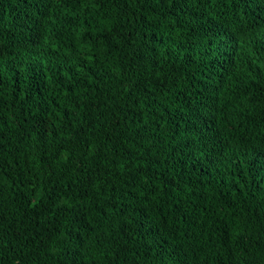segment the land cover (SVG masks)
Returning a JSON list of instances; mask_svg holds the SVG:
<instances>
[{
	"label": "trees",
	"instance_id": "1",
	"mask_svg": "<svg viewBox=\"0 0 264 264\" xmlns=\"http://www.w3.org/2000/svg\"><path fill=\"white\" fill-rule=\"evenodd\" d=\"M0 264H264V0H0Z\"/></svg>",
	"mask_w": 264,
	"mask_h": 264
}]
</instances>
